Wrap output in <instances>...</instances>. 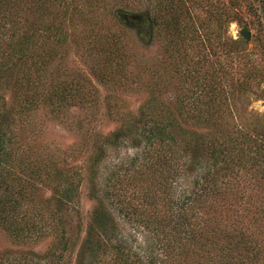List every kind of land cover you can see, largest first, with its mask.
Masks as SVG:
<instances>
[{
	"label": "trees",
	"instance_id": "obj_1",
	"mask_svg": "<svg viewBox=\"0 0 264 264\" xmlns=\"http://www.w3.org/2000/svg\"><path fill=\"white\" fill-rule=\"evenodd\" d=\"M198 1L151 0L145 24L167 39L170 52L183 53L176 71L187 89L172 107L153 97L116 131L96 135L82 174L27 139L38 113L72 131L65 122L71 110L94 103L92 81L65 75L56 61L66 25L96 27L100 2L0 0V231L17 245L50 240L41 255L2 251L0 264H264V119L253 115L236 133L212 121L231 97L259 88L263 74L238 60L243 41L222 36L243 4L257 10L248 0L207 2L199 19L192 11ZM92 46L101 54L93 76L109 82L113 68L124 79L121 52ZM200 46L201 58L188 62ZM123 143L136 153L103 178L107 151ZM85 179L97 207L83 230L78 197ZM118 215L149 234L147 249L134 248Z\"/></svg>",
	"mask_w": 264,
	"mask_h": 264
},
{
	"label": "rangeland",
	"instance_id": "obj_2",
	"mask_svg": "<svg viewBox=\"0 0 264 264\" xmlns=\"http://www.w3.org/2000/svg\"><path fill=\"white\" fill-rule=\"evenodd\" d=\"M77 1V0H73ZM100 3L94 8L98 25L91 27L83 24L66 25L67 43L61 46L56 62L60 63L62 72L67 76L81 74L83 77L92 81L97 91V96L93 104H89L84 109H72L70 116L65 122L73 124L72 131L64 127L62 123L51 120L45 112L38 113L30 128L35 134L28 144H32L41 154L57 156L59 163H67V168L73 167L80 169L84 174V166L89 156L91 146H93L96 135L107 136L116 131L126 122V114H136L151 98H157L168 106L172 107L177 96L186 87H182V77L176 71L177 66L182 63V54L170 52V44L167 39L157 33L151 26L146 28V22L150 23L153 14L151 0H98ZM224 1L226 6L228 0H199L198 4L193 5V13L199 19H204L205 11L203 5L207 2L212 6ZM262 0H248L253 4L257 12H251L243 4L237 9L235 23L223 31V38L240 39L244 43L245 51H242L239 61L246 64L249 68L260 72L261 82L254 87L255 93H245L231 97L228 104L222 107V115L212 121L218 122L220 131L236 133L240 128L246 127L259 115L264 119V26ZM260 18H258V16ZM129 16L141 17L131 20ZM247 28L251 34V39L246 42L241 37V31ZM210 29H214L211 26ZM228 30V32L226 31ZM208 36L211 37V34ZM226 40V39H225ZM215 40H213L214 43ZM115 43V45H113ZM92 44L104 46L107 49L116 48L121 52L126 62L125 72H121L124 79L118 78L114 74L113 68L107 69L109 82L101 83L93 76V68L96 59L101 55ZM104 52V51H103ZM205 52L203 47L198 51L187 53L188 62L196 61ZM105 53V52H104ZM119 63L121 60L118 58ZM228 60V59H227ZM100 62L104 63L102 58ZM183 62H186V58ZM234 63V62H233ZM185 66V63L183 64ZM229 68H232L229 66ZM232 72H235L232 70ZM8 104L11 99L9 93L6 95ZM81 125H80V124ZM39 130V134L37 133ZM198 132H207L206 129ZM136 150L131 149L128 144H121L118 148L107 151L106 158L100 166L103 178L109 172L116 170L126 163L128 156L131 157ZM89 185L86 181L79 189L78 208L82 229L91 217L92 212L97 207L96 201L88 197ZM121 229L129 238L134 248L144 250L148 248L147 240L149 234L132 221L118 215ZM83 236V233H82ZM50 246V240L44 239L36 243L17 245L2 231H0V252L11 250L14 252H34L43 254Z\"/></svg>",
	"mask_w": 264,
	"mask_h": 264
},
{
	"label": "water",
	"instance_id": "obj_3",
	"mask_svg": "<svg viewBox=\"0 0 264 264\" xmlns=\"http://www.w3.org/2000/svg\"><path fill=\"white\" fill-rule=\"evenodd\" d=\"M241 37L246 41L249 42L251 39V34L248 32L247 28H244L241 31Z\"/></svg>",
	"mask_w": 264,
	"mask_h": 264
}]
</instances>
